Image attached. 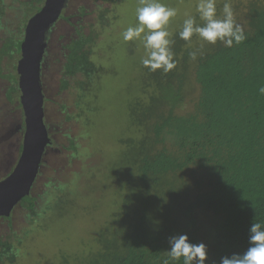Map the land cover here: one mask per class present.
Instances as JSON below:
<instances>
[{
    "label": "trees",
    "instance_id": "16d2710c",
    "mask_svg": "<svg viewBox=\"0 0 264 264\" xmlns=\"http://www.w3.org/2000/svg\"><path fill=\"white\" fill-rule=\"evenodd\" d=\"M31 1L33 0L23 4L27 7L19 5L18 13L12 19V26L16 21L20 23L17 33L21 36L17 38L16 33L11 32V35L8 32L4 33L5 35L2 33L5 37H0V60L4 56L14 59L19 55L24 27L44 2L37 0V3L31 6L34 11L32 13L31 9H27ZM90 2L95 3L97 9H100L104 3L120 4L123 0ZM161 2L177 10L176 17L172 18L168 26L170 38L174 41L172 50L177 61L176 68L164 74L161 70L150 72L141 64L137 65L136 60L134 64L131 59L126 63V67L132 69L134 78L137 79L139 71H142L138 78V86L132 88L134 92L130 91L128 94L132 92L131 98L134 101L125 108L126 117H131L133 122L139 121L140 124L138 132L122 141L125 146L123 153L126 157H132V160H123L125 169H119L118 172L123 176H125L123 171L136 176L137 189L130 193L124 203L132 205V210L138 209V217L133 221L129 220L125 229L116 227L112 232H108L107 229L101 231V242L99 244L98 241L95 242L99 248H93L94 250H90V254L84 258V255L78 254L79 259L76 262L69 263L67 261L69 255L66 253L61 257L58 254L56 258V255L52 256L46 248L31 253L28 264H36L37 260L44 257L50 258L43 264L57 262V264H163L168 258L166 249L169 247V237L181 234H186L191 243L206 244L208 258L205 264H219L222 256H230L246 249L248 229L252 222L264 223V95L258 91L264 86V0H230L235 20L242 27L246 39L239 45L233 44L230 48L218 42L215 45L204 44L202 49L197 36L194 35L190 42H185L178 35L186 16L197 15V0ZM138 4L139 0H128L127 10L130 14H124L127 11L119 5L123 8L121 13L125 15L121 25L135 23V10ZM6 7L4 1L0 0V31L3 28V32L7 29ZM222 8L223 5L217 2L218 14L222 12ZM106 9L94 11L97 21L102 23L104 20L103 26H106L107 21L104 15ZM88 10L84 4H80L72 16L65 17L83 21L81 18L87 15ZM89 26L83 24V27ZM89 33L98 39L99 35L92 29ZM90 39L89 35H83L80 31L77 38L66 46L67 62L64 60V69L59 81L61 89L69 85V78L76 72L82 75L85 72L89 74L91 67L104 66V62L99 67V64L90 58L92 57L91 46L88 47L92 45ZM110 40L111 38L107 39L108 42ZM115 42L114 39L113 45ZM97 45L98 49L103 47L102 43ZM133 45L135 49L131 57L138 56L141 59L143 56L141 44L137 41L133 42ZM197 49H200L197 58L190 59L189 52ZM121 62L123 68L125 59ZM88 74L84 75L83 82L73 85L74 95L72 94L77 98L75 105L81 103L78 98L90 102L91 106L94 105L92 108L88 104L87 112L96 113L105 107L106 98L114 104L115 97L121 96L126 88L122 86L118 90L114 89V99L109 98L103 92V88L107 90L109 86L104 84L110 83L115 75H109L106 81L104 78L94 81ZM95 75H99V72ZM4 76L6 75L0 71V78ZM15 76L12 73L9 75L13 82L12 89L17 83ZM142 78L149 88L147 96L144 92L145 85L142 87L139 81ZM88 85L93 93H89ZM110 89L113 91V88ZM6 96L7 100L11 99L9 94ZM51 100L53 99H46L48 102ZM185 100L191 103L189 110L177 112L179 107L186 104ZM63 106L58 110L59 115L61 114L59 111L65 110ZM84 106L83 110H87ZM85 112H78L79 120L84 114V118L81 119L83 123L95 117ZM109 113L108 120L112 124L116 119L119 122L126 120L124 118L120 120L119 115H115V110ZM106 116L103 114L100 118L106 119ZM53 117L54 115L51 118ZM66 119L70 120L72 117H63V121ZM117 122L113 124L112 132ZM57 123L59 125V122ZM107 132L103 130L101 135ZM97 135L102 139L99 131ZM70 144L74 148L73 141ZM130 168L131 173L128 171ZM89 171V169L85 171L87 174L84 177L78 175L69 185H62L63 189L57 193L56 191L35 193L36 197L29 195L22 198L20 203L26 209L27 217L32 216L34 219L38 217L41 221L46 216L41 211L46 213L49 210L50 214L54 215L55 229L52 233L49 231L50 233L46 234L49 236L48 239L52 240L54 233L60 232L58 231L60 228L74 222L73 219L80 218L81 211L84 214L90 212L89 204H86L89 206L88 209H82L85 204H81L82 198L78 196L81 182L77 181L82 178L84 180ZM122 180L127 181L125 177ZM98 188L99 185L95 184V191L99 190ZM94 189L90 188V192L92 193ZM112 194L111 197L119 196V192ZM167 194L171 196L169 199L171 202L158 206V198L161 195L167 198ZM48 195L51 197L47 198ZM51 203H57V206L52 209L49 205ZM60 209L66 211L61 212ZM153 215H158L160 219L152 225L147 219ZM12 231L14 230L11 222L0 230V264L15 262L20 253L17 246L21 243L15 245L10 241ZM170 264H182V261Z\"/></svg>",
    "mask_w": 264,
    "mask_h": 264
},
{
    "label": "rangeland",
    "instance_id": "374dc122",
    "mask_svg": "<svg viewBox=\"0 0 264 264\" xmlns=\"http://www.w3.org/2000/svg\"><path fill=\"white\" fill-rule=\"evenodd\" d=\"M6 4V8H8L7 11V17H6V23L7 29L5 32H3V28L0 31V37H5L4 33H9L11 35L13 33H16V37L19 38L21 35L18 36V29L20 23L18 21L14 22V25L12 26V19L15 16L16 13H18L17 9L20 6H24L23 4L26 3L28 0H3ZM127 2L128 0H123V2H120V4H108L104 3L100 6V9H106L105 12V18L106 20V26H103V21L100 23V21L96 20V14H94V11H99L100 9H97L95 3L90 2V0H70L68 3L67 8L64 12H66V16H72V14L76 11L77 6L80 4H84L89 10L86 12L87 15H85L83 18V21L81 22V32L83 35L90 36V43L92 49V57L97 56L100 59L101 63L104 61V66L102 68V71H104V80L108 78L109 75H115V77L110 83L104 84L105 86H109L108 89L103 88L104 94H107L109 98L112 97L114 99V89L118 90L120 87L125 86L126 88L122 92L121 96L115 97L116 101L114 104H111L109 99L106 98V106L102 109H99L98 112L90 113L88 111V106H91V103L88 101H85L83 98H78L80 100V105L76 104V99L73 95L74 88L73 85H75L77 82H83L84 76L76 72L72 77L69 78L70 83L69 85L61 89L59 81L62 77L61 73L64 69V59L60 58L58 54L52 55V57H49V54L51 52H48V58L49 62H47V69L44 73V87H46L50 95H53L56 101V104L54 106L55 115L50 120V123L52 125L59 122L58 126H50L49 131L51 133H55L54 137L57 140H61L63 137L60 133H69L71 139L75 138V141L77 143H74V148L70 144V142L65 141V148L64 150L59 149V146L61 147L62 142L58 141V144H51L49 153L46 155L45 160L43 161L46 167L44 168L43 178L41 179L40 183L36 186V189H39V191L42 190L43 186L51 184L54 187H49L48 190L51 191H57L59 192L61 189H63L62 185H69L71 181H73L74 176H78L80 174L81 177H83L81 174L84 170L87 171L88 168H91L95 177L92 178L93 174H88L87 177L83 180H77L80 183V190L78 196L82 198L81 204H85L82 206V209H88L89 206H86V204L90 205L91 210L87 214L82 213L79 214L80 218L77 217L76 219H73L74 222L69 223L65 227L63 226L62 229L60 228L56 234L54 233V236L52 240L50 238L48 239V233L51 231V233L55 229L54 225V215L50 214V210L44 213L41 211V213L46 214L45 218L40 221L38 217L34 219L32 216H26L20 215L16 216L17 220L20 221L16 223L13 227V230L11 232V242L15 245H21L17 246L20 253L18 254V257L15 262L13 263H7L4 264H28L31 260V253H34V251H42L48 248V252L54 256L56 255V258H58V254H60V257L63 253H66L69 255L67 258V261L69 263L73 261H78V254L84 255L86 257L90 254V250H94L93 248L96 247V249L99 248V245L96 246L95 242L98 241V244L101 242L102 233L101 231L108 230V232H112L115 230L116 227L120 229H125L127 223L130 221H133L134 218L138 217L139 210L133 209L132 205H127L124 203V200L132 193L133 191H136V176L135 175H129L126 173V171H123L124 175L119 174V169L124 170V163L123 160H132V157L127 156L123 153L125 146L123 144V140H125L127 137L133 136V133L139 131V121H132L131 117H126L127 111H125L128 107V104L131 105V103L134 101L131 98L132 88H135L138 86V78L141 75V70L139 71L138 78H134L131 73L132 69H129L126 67V63L130 62V59L132 60V63H135V60L138 64L140 63V58L138 56L131 57L132 51L134 52L135 45H133V42H125L122 39V32L130 26L128 23L125 25H121V20L125 17L124 14H130L127 10ZM219 4H224L225 0H217ZM31 5H28L27 9H31V6L33 7L37 0H33L30 2ZM28 3V4H30ZM44 4V2L41 4V6ZM99 4V3H97ZM121 5L125 8L127 11L126 13L123 12V8L119 7ZM40 6V7H41ZM32 10V9H31ZM27 11V10H26ZM34 11L32 10V13ZM31 13V14H32ZM103 15V16H104ZM185 16V15H184ZM7 19L9 22H7ZM75 19H73L74 21ZM83 24L90 25L89 27H83ZM61 28V29H60ZM93 30L95 34H98V39H95L94 34H90L89 31ZM4 35H3V34ZM59 33L65 34V33H71V28L68 26V24L61 25L54 33V37L51 36L50 39H54V42L51 43L50 48L52 47V52L56 53L59 43L64 42L61 41L58 38ZM60 36V35H59ZM110 36V37H109ZM111 38L110 42L107 41V39ZM95 39V40H94ZM114 39L116 40V44L113 45ZM58 40H60L58 42ZM103 44L100 49H98L97 44ZM137 43V41L135 42ZM105 44V46H104ZM107 44V46H106ZM138 44H140L138 42ZM94 45V46H93ZM96 45V46H95ZM59 50V49H58ZM128 54V56H127ZM131 57V58H130ZM17 59H20V53L19 55H16L14 59H10L8 56L2 57L0 60V71H2V74L6 75L4 78H0V133L2 132L3 125L6 120L10 121L14 119L13 125L16 123L15 117L18 116L19 111L16 108L18 107V100H19V93L16 91V88L14 86L13 88V82L9 78L10 73L17 74L16 73V65H17ZM125 59L124 66L122 68V60ZM17 76V75H16ZM15 76V78H16ZM110 79V78H109ZM8 80V81H6ZM77 80V81H76ZM142 84V87L145 85V82L142 79L139 80ZM94 85V81H92ZM17 85V83H16ZM8 88L9 95L11 96L9 102L10 106L15 110H9L7 108V102H6V90ZM89 93L91 92V87L88 85ZM113 88V91L110 89ZM12 89V90H11ZM11 90V92H10ZM149 88L145 85L144 92L147 96V93ZM1 91H3L4 94L1 96ZM13 91V92H12ZM93 91V88H92ZM131 92L130 95H128ZM8 93V92H7ZM73 94V95H72ZM89 95V94H88ZM94 98L92 97L91 100ZM130 100H132L130 103H128ZM17 101V103H15ZM87 102V105L84 106V104ZM185 105H182V107H179L177 112L182 113L183 111H186L191 103L189 104L188 101H186ZM136 103V102H135ZM134 103V104H135ZM61 105L65 108V110L62 109V113L59 115L58 110H60V107L58 105ZM89 104V105H88ZM104 105V104H103ZM79 106V107H78ZM82 106V107H81ZM83 106L86 107L87 110H83ZM9 107V108H11ZM78 107V108H76ZM92 108L94 105L92 104ZM52 110V111H53ZM115 110L117 111V115H119L120 120L126 119L124 121H118V119L115 120L114 123L117 121V125L113 129V124L108 120L109 119V111ZM189 110V109H188ZM82 111L86 114H92V116H97L95 119H90L89 122L84 123L85 128H81L79 124L74 123L75 118L79 119L78 112ZM18 112V113H17ZM106 114V119H101L100 115ZM84 115V114H83ZM83 115L80 119H83ZM116 115V114H115ZM58 116V118H57ZM61 116V117H59ZM72 117L70 120L63 121V117ZM92 116H90L92 118ZM57 118V121H56ZM74 118V119H73ZM86 118V115H85ZM106 121V122H101ZM13 122V121H12ZM11 123H7L6 126L12 127L13 125ZM76 124V126H75ZM87 124V125H86ZM101 124H104L105 126H100ZM11 125V126H10ZM92 125V127H91ZM87 127V128H86ZM90 131H87L89 130ZM93 129L96 130V134H93ZM108 131L105 135H101L103 133V130ZM82 130V132H81ZM99 131L101 138L99 139L97 132ZM74 132V133H73ZM74 135V136H73ZM91 136V140H88ZM14 138V136H10L4 143L11 141ZM124 138V139H122ZM87 141V143H86ZM12 146H9L5 150V155L7 158H10L11 156V149ZM114 149V150H113ZM63 152H65L63 154ZM63 154V155H62ZM42 162V163H43ZM41 163V164H42ZM83 170H82V169ZM115 169H118L115 171ZM121 171V170H120ZM128 171L131 173V168L128 169ZM127 171V172H128ZM129 175V176H128ZM90 176V177H89ZM126 178L127 181L122 180L123 178ZM134 177V178H133ZM37 178V177H36ZM50 179V180H47ZM99 180V182H98ZM39 181V179H38ZM127 182V183H126ZM93 183V184H92ZM99 185V190L95 191V185ZM40 186V187H39ZM112 186V188H111ZM84 189H83V188ZM100 187H102L100 189ZM91 190L94 189V191L91 193ZM55 189V190H54ZM38 191V192H39ZM49 191V193H51ZM90 193H89V192ZM37 192V194H38ZM119 192V196H113L112 193ZM92 197H88L89 195ZM124 194H126V197H124ZM96 195V196H95ZM159 195V194H158ZM51 195L47 198H50ZM89 198V200H88ZM171 198L170 195L167 194V198L161 195L158 198V206L159 205H167L169 202V199ZM98 199V200H97ZM48 200V199H47ZM113 201L115 203H113ZM84 202V203H83ZM95 202V203H94ZM48 204V202H47ZM95 204V206H93ZM50 207L55 208L57 206V203L49 204ZM98 205V206H97ZM134 208H136V205H133ZM139 207V205H138ZM128 208V209H126ZM155 209V208H153ZM58 210V209H57ZM61 212H65L66 210H59ZM151 211V210H150ZM149 211V212H150ZM153 214V213H150ZM148 215V214H147ZM26 216V217H24ZM25 218V219H24ZM39 219V220H38ZM160 217L158 215H153L152 218L148 217L147 222L150 224H154V222H158ZM24 221V222H22ZM38 221L40 223L38 224ZM109 221V222H104ZM117 228V229H118ZM116 229V230H117ZM122 231V230H121ZM14 232V233H13ZM8 233V232H7ZM60 235V237H58ZM57 237V238H56ZM44 239V240H43ZM43 245L44 247L42 248ZM47 252V253H48ZM46 253V252H45ZM50 257H44V259L40 258V260L36 261V264H43V262ZM42 261V262H41ZM53 261V259L51 260ZM58 263V262H57ZM55 263V264H57Z\"/></svg>",
    "mask_w": 264,
    "mask_h": 264
},
{
    "label": "clouds",
    "instance_id": "9594fccd",
    "mask_svg": "<svg viewBox=\"0 0 264 264\" xmlns=\"http://www.w3.org/2000/svg\"><path fill=\"white\" fill-rule=\"evenodd\" d=\"M69 2L70 0H67L64 9L67 8ZM196 13L197 15L195 16L187 15L183 20L181 30L178 33L181 40L190 42L191 38L195 35L199 38L201 42L200 48L202 49L204 44L215 45L218 42L230 48L233 44L239 45L246 39L242 27L235 20L230 0H225L220 14L217 13V0H197ZM176 15L177 10L174 7H169L162 3L161 0H139V4L135 10V23L128 26L121 34L123 41H138L141 44L143 56L141 57L140 63L150 72L161 70L164 74H167L177 66V61L174 58L175 54L172 50L174 41L170 38L171 34L168 31L170 21ZM60 16L57 23L60 20ZM55 28H58L57 24L53 25L50 29L48 33L49 37L52 31L54 33ZM199 50L190 51V59L195 60ZM45 66L42 75L46 72L47 64ZM86 74L88 73H83V76ZM15 88L20 96L17 85ZM258 91L261 95H264V86L260 87ZM43 92L42 111L44 114L46 93L44 90ZM20 105L19 103L18 107ZM51 106L53 105H47V108ZM43 121L46 127L44 115ZM46 131L48 142L45 144L42 156L50 146L47 128ZM42 160L43 157L38 167L41 165ZM20 200L17 202L20 203ZM17 202L13 203L6 210H11ZM4 209L2 208L1 210ZM18 222L20 221L15 217L11 225L14 227ZM168 245L169 247L166 249L168 258L163 261V264L179 261H182V264H205L208 258L206 244L202 242L198 244L191 243L186 234L169 237ZM219 264H264V223L259 221L252 222L248 229L246 249L243 252L232 253L230 256H222Z\"/></svg>",
    "mask_w": 264,
    "mask_h": 264
},
{
    "label": "water",
    "instance_id": "95a60500",
    "mask_svg": "<svg viewBox=\"0 0 264 264\" xmlns=\"http://www.w3.org/2000/svg\"><path fill=\"white\" fill-rule=\"evenodd\" d=\"M67 0H44L40 10L28 19L20 44V59L17 61V88L20 92L25 132L23 147L17 165L11 175L0 183V210L8 209L28 193L31 182L42 159V152L48 142L43 121V56L48 33L57 24ZM0 214H4L1 213Z\"/></svg>",
    "mask_w": 264,
    "mask_h": 264
},
{
    "label": "flooded vegetation",
    "instance_id": "af4514ba",
    "mask_svg": "<svg viewBox=\"0 0 264 264\" xmlns=\"http://www.w3.org/2000/svg\"><path fill=\"white\" fill-rule=\"evenodd\" d=\"M65 9L62 11V15L60 16V20L59 22L57 23V27L59 28L61 25L63 24H68V26L71 28V33H65V34H61L59 33L58 35V38L64 42L62 43H59L58 44V49L56 51V53H53L52 52V47L50 48L51 46V43H55L54 42V39H50L51 36L54 37V33L55 31L58 29V28H55L54 29V33L52 31V33L50 34V37H49V40H48V43H47V47H46V53H45V57H44V64H47V62H49V58H48V55L47 53L48 52H51V54H49V57H52V55H55V54H58L60 56V58H63L65 60V62H67L66 60V55H67V48L66 46L72 42V40H74L75 38H77V33H80L81 31V22L78 21V19H75L74 21L70 18H66L65 15H66V12H64ZM61 29V28H60ZM58 40V42L60 41ZM56 44V43H55ZM101 58H93L94 62H97L99 64V67L100 65L102 66L101 64V61H100ZM104 62V61H103ZM102 68H97V67H91L90 68V73L88 74V76L90 75V77L92 78L93 77V80H101L102 78H104V71H102ZM99 72V75H95V73H98ZM44 75V74H43ZM97 78V79H96ZM60 84V82H59ZM61 88V86H60ZM43 90L45 91L46 93V97H45V102H46V106L44 107V120H46V128L48 130V135H49V143H50V146L45 150V154L42 156L43 157V160L42 162L45 160V157L46 155L49 153L50 151V147L52 146L51 144H58V141H61L62 142V145L61 147L59 146V151L60 149L64 150L66 144H65V141L66 142H71L73 141V143H77L75 141V138H72L70 137L69 133L71 132H66L65 134L63 133H60L58 132L59 134H61L63 137L61 138V140H57L55 137H54V134L51 133L49 131V127L52 125L50 123V120H52V116L55 115V111L53 110L52 111V108L53 106H51L50 108H47V105L49 104H56V101H55V97L53 95H50V92L49 90L43 86ZM8 92V93H7ZM11 92V90H10ZM13 92V91H12ZM3 91H1V96H2ZM6 94H9V91H8V88L6 90V93H5V96ZM7 98V96H6ZM47 98H51L53 100H51L50 102L46 101ZM6 102H7V108L9 110H13L15 111L11 106H10V102L9 100L6 99ZM15 103H17V101H15ZM18 104H19V100H18ZM61 109V105L59 104L58 105ZM11 107V108H9ZM19 111V114L17 117H15V120H16V123L13 125L14 123V119L10 120V121H7L2 124L3 125V129H2V132L0 133V182H2L4 179L8 178L11 173L13 172L15 166L17 165L18 161H19V158H20V155H21V150H22V147H23V135H24V132H25V122H24V115H23V110H22V107L21 105L19 106V108H16ZM18 113V112H17ZM60 113H62V111H60ZM115 114L117 115V111H115ZM91 116V115H90ZM97 118V116L95 115V117L93 119ZM13 121V122H12ZM11 125H13L11 128L6 126V124L8 123H11ZM74 123H77L80 125L81 128H85V124L82 122V120L80 119H77L75 118L74 120ZM10 125V126H11ZM52 126H58V123L52 125ZM76 126V124H75ZM92 127V125H91ZM87 128V127H86ZM117 128V127H116ZM96 130L97 129H93V134H96ZM87 131H90L87 130ZM82 132V130H81ZM74 133V132H73ZM10 136H14V138L9 141V142H6L4 143ZM74 136V135H73ZM91 140V136L89 137V139H87V141ZM86 141V143H87ZM12 144L14 145L13 148L10 150L11 151V156L10 158H7L6 155H5V150L9 147V146H12ZM65 152H63L64 154ZM62 154V155H63ZM46 167V165L44 164V162L39 165L38 167V171L36 172V175L37 178L35 180H33L30 184V187H29V190H28V193L25 194L23 197L25 196H37L35 195V193L37 194V192L39 191V189H36V186L40 183L41 179L43 178V173H44V168ZM82 169V168H81ZM90 171H89V174H93L92 178L95 177L93 171L91 168H88ZM83 170V169H82ZM84 172V171H83ZM87 173L85 172V174H81L83 177L86 175ZM80 175V174H79ZM77 177V176H76ZM75 178V176H74ZM96 178V177H95ZM39 179V181H38ZM47 180H50V179H47ZM74 180V179H73ZM42 182V181H41ZM52 184V183H51ZM51 184H48V185H45L43 186L42 190L38 192V194H44V193H47L51 190H48V188L50 187H54L52 186ZM93 184V183H92ZM95 185V184H94ZM40 187V186H39ZM55 190V189H54ZM21 198V200H22ZM21 200L19 202H21ZM22 203H16L12 208L11 210H0L1 213H4V214H0V229L6 225L8 222H11L14 220V218L18 215H25L26 214V209H24V206L21 205Z\"/></svg>",
    "mask_w": 264,
    "mask_h": 264
},
{
    "label": "bare ground",
    "instance_id": "6f19581e",
    "mask_svg": "<svg viewBox=\"0 0 264 264\" xmlns=\"http://www.w3.org/2000/svg\"><path fill=\"white\" fill-rule=\"evenodd\" d=\"M36 176L34 177V180H35Z\"/></svg>",
    "mask_w": 264,
    "mask_h": 264
}]
</instances>
